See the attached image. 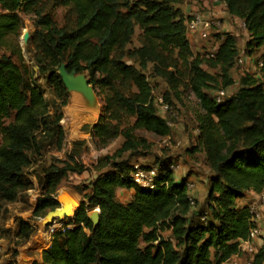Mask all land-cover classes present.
<instances>
[{
	"label": "trees",
	"instance_id": "1",
	"mask_svg": "<svg viewBox=\"0 0 264 264\" xmlns=\"http://www.w3.org/2000/svg\"><path fill=\"white\" fill-rule=\"evenodd\" d=\"M219 1L226 4L229 16L245 22L251 37L248 46L264 47V0ZM181 2L56 0L75 13L72 26H60L44 9L43 0H0V50L10 52L0 53V212L4 203L14 202L28 187L24 170L31 164L29 151L39 149L36 133L53 126L59 144L63 138L61 116L49 114V104L24 64L19 43L24 27L21 13L34 16L37 59L49 71L47 81L56 94L68 92L58 75L60 64L65 63L69 71L84 73L96 94L103 96L101 114L92 125L97 145L124 137L112 155L98 159L91 190L69 217L68 224L74 226L53 234L41 253L43 264H223L239 252V241L248 237L254 214L249 205L238 207L237 200L250 190L264 191V54L257 62V67L263 62L259 72L242 73L240 83L232 84L229 70L239 54L236 37L221 33L213 59L194 55L186 37L185 15L176 6ZM136 26L142 44L126 50ZM205 61L221 67L222 88L238 86L221 103L208 93L217 78L203 66ZM149 63L176 92L185 67L189 88L203 109L196 147L205 153L212 172L209 212L205 211L203 222L190 216L195 202L191 203L188 180L176 178L169 169L172 161L159 164L155 186L145 188L134 182L132 174L151 168L118 160L126 152L148 146L135 130L170 134L167 120L158 114L154 87L143 72ZM163 97L169 103L168 95ZM124 116L133 117V122L128 120L122 127ZM73 161L61 160L62 165L53 164L46 172L35 216L60 207L56 191L62 180L69 172L84 170ZM120 189L133 191L130 201L118 199ZM95 207L100 209L96 227L88 211ZM19 229V239L29 240L30 223L20 220ZM252 264H264V243Z\"/></svg>",
	"mask_w": 264,
	"mask_h": 264
},
{
	"label": "rangeland",
	"instance_id": "2",
	"mask_svg": "<svg viewBox=\"0 0 264 264\" xmlns=\"http://www.w3.org/2000/svg\"><path fill=\"white\" fill-rule=\"evenodd\" d=\"M193 5L197 7L195 9L204 11L202 0H182L176 6L184 14V9L190 8ZM43 6L46 11L52 14L58 25H73L75 13L68 8L57 5L56 0H43ZM192 10L190 9V11ZM21 17L24 27L21 31L19 43L24 64L28 66L35 85L42 90L49 104V114L55 117L61 116L59 125L63 129V138L61 144H59L58 133L53 126L36 133L35 138L39 149L29 151L31 164L24 170L28 187L18 195V198L14 202L4 203L0 212V264H43L41 253L46 246H49L53 234L66 226H74L73 223L68 224L69 217L67 216L56 218L46 223L45 218L51 210H47L42 216L34 215L37 199L44 193L46 172L53 164L62 165L61 160H74L73 162L83 166L84 170L81 173L69 172L56 191L57 198L62 195H76L80 204L83 195L91 190V184L98 175V171L96 170L98 159L102 156L112 155L122 145L124 137L120 135L106 146L101 147L97 145L95 138L92 136V125L98 121L97 119H99L104 105L103 96H96L99 106L96 122L86 123L85 120L77 122L69 117L68 110L72 102L80 96L72 95L70 92H67L63 96L56 94L53 86L47 81L49 71L44 69L45 65L41 64L37 59L34 16L21 13ZM216 17L220 18L221 28L218 29L220 32L215 33L208 41H190L192 52L194 55L203 57L219 41L218 36L228 29L229 31L227 32L234 34L236 37L238 57L246 56L248 58V62L244 65L239 66L236 62L229 70V79L232 81V84H239L240 79L244 76L242 73L247 74L250 72V74H254L259 72L257 62L264 54V47L252 46L250 48L248 43L251 37L247 29L240 26L235 18L229 16L227 13H224L223 17ZM26 33L29 34L27 42L23 40ZM140 33L141 30L136 26L132 43L126 47V50L137 48L142 44ZM1 52L10 54L9 51L2 49L0 50ZM171 55L175 56V54ZM13 58L18 62L16 56H13ZM124 60L138 67V63L134 60L128 57H125ZM203 66L217 78L211 90L208 91L210 96L213 97L215 92L223 86V72L221 67L215 66L213 62L205 61ZM143 72L154 87V92L157 96L163 94L165 96L167 94L169 97V111L162 113L157 110L160 116L171 123L170 134L159 136L142 129L135 130L134 134L136 137L146 140L148 146H141L135 152H126L118 160L128 161L135 166H148L150 168H158V165L161 163L175 161L179 165L178 170L174 172L176 178H187L193 184L189 193L195 203L192 206L190 216L197 221L203 222L201 216L205 211L209 212L208 195L212 172L206 162L205 153L196 147L198 140V117L203 112V109L198 98L189 88V71L185 67L181 68L177 92L171 88L172 86L164 77L156 75L153 63H149L148 68ZM81 102L83 109L89 108L82 98ZM128 120L132 123L133 117H122V127L126 126ZM128 191L130 190H118V199L122 202L130 201L132 194H129ZM245 204L255 205L256 212L260 214L258 220L264 223V201L259 200L258 194L256 195L254 192L249 193L248 191L246 192V198L237 200L238 207ZM90 210L88 211L90 212ZM20 220L29 222L33 229V233L27 241H22L18 237ZM51 228H54V230L51 231ZM47 232L50 233V239L46 242L45 236ZM164 235L167 236L168 232L165 231ZM256 246L258 251L261 245L258 242ZM211 252L213 256L214 249ZM250 258L251 256L248 254H242L238 257L234 255L227 260V263L244 264Z\"/></svg>",
	"mask_w": 264,
	"mask_h": 264
},
{
	"label": "built area",
	"instance_id": "3",
	"mask_svg": "<svg viewBox=\"0 0 264 264\" xmlns=\"http://www.w3.org/2000/svg\"><path fill=\"white\" fill-rule=\"evenodd\" d=\"M218 2H221L219 0H215ZM223 4V7L226 8V4L224 2H221ZM236 22H239L240 26L243 28H246L245 22L243 20H240L238 18H235ZM185 32H186V37L189 41H192L194 38H198L199 40L203 41H208L211 36L215 35V33L220 32L218 30L221 28V23H220V18H217L214 14H209L207 11H200L197 9H193L190 11L188 14L185 15ZM219 44L220 41L216 42L213 45V48L209 50L206 54H204V57L206 59H213L215 58V55L219 49ZM248 62V58L246 56H239L237 58V65L242 66L245 63ZM263 62L260 61L258 64V67H262ZM238 89V86L236 85H230L226 88H220L218 89L215 94H214V99L216 103H221L223 102L227 97H230L231 95L236 92ZM155 104L157 106V109L159 112L166 113L169 111L170 106L169 103L164 100L163 95H156L154 90L152 91ZM168 126L171 125L169 121H167ZM197 133L199 134V129H197ZM179 168V165L175 162L172 161V163L169 165V169L172 170L173 172L177 171ZM159 173L158 168L154 167L149 170H143V169H138L132 174V178L134 182H136L138 185L141 187L145 188H153L155 186L154 184V178L155 176ZM188 189H192V182L188 181ZM256 195L258 194L259 200L264 201V191L260 193H255ZM191 203H194V199L190 195ZM251 210L254 214L253 216V225L249 230V235L246 239L240 240L239 241V252L235 255L236 257L242 255V254H248L251 256V258L247 261L244 262V264H252L253 259L255 257V254L257 253V243L259 242L260 245L262 246L264 243V226L262 223L258 220L260 217V214L256 212L255 210V205L250 206ZM207 217V212H205L201 219L203 221L206 220ZM54 228H51V231H53ZM224 264H229L224 262ZM234 264V263H231Z\"/></svg>",
	"mask_w": 264,
	"mask_h": 264
},
{
	"label": "water",
	"instance_id": "4",
	"mask_svg": "<svg viewBox=\"0 0 264 264\" xmlns=\"http://www.w3.org/2000/svg\"><path fill=\"white\" fill-rule=\"evenodd\" d=\"M28 38L29 34L26 33L23 40L27 42ZM58 75L68 92L78 90L84 93L87 91L89 94L97 96L94 86L90 84L87 76L84 73H78L76 70L69 71L67 69V65L65 63H61L58 68ZM57 200L60 204V207L56 210H51V212L47 214L45 218L46 223L51 222L56 218H64L66 216L69 217L68 213L70 211V204L66 197L62 195L59 196ZM89 218L95 227L98 226L100 223V209L98 211L96 210V207L91 209L89 212Z\"/></svg>",
	"mask_w": 264,
	"mask_h": 264
},
{
	"label": "bare ground",
	"instance_id": "5",
	"mask_svg": "<svg viewBox=\"0 0 264 264\" xmlns=\"http://www.w3.org/2000/svg\"><path fill=\"white\" fill-rule=\"evenodd\" d=\"M72 95H78L83 99V102L86 104V106H89V108L83 109L81 104V98L77 97L73 102L71 107L68 110V115L72 120L77 122L86 121L87 122H94L97 119V114L99 110L98 102L96 101V96L89 94V92L85 91L84 93L73 90L70 92ZM253 190H250V192ZM66 197L70 204V211L68 213L69 217H72L75 215L77 207L79 205V199L76 195L69 194V196L63 195ZM253 197V196H252ZM256 198V197H254ZM78 204V205H77ZM97 210V209H96ZM69 219V218H68ZM47 235L45 236L46 242L50 239V233L47 232Z\"/></svg>",
	"mask_w": 264,
	"mask_h": 264
},
{
	"label": "crops",
	"instance_id": "6",
	"mask_svg": "<svg viewBox=\"0 0 264 264\" xmlns=\"http://www.w3.org/2000/svg\"><path fill=\"white\" fill-rule=\"evenodd\" d=\"M202 5L204 7V11H207V13H209V14L210 13L211 14H214L215 16L223 17L224 13H227V11L225 10V8L223 7V4L221 2H218V1H215V0H202ZM195 8H197V7L194 6V5L192 7H190V8H185L184 9V15L188 14L190 12V9H195ZM221 8H222V10H221ZM224 31L227 32L229 30L226 29ZM192 41L199 42V39L198 38H194ZM96 121L97 120H95L94 122H96ZM128 192H129V194H133V191L132 190H130ZM249 193H253V192L252 191L251 192L249 191ZM243 198H246V194L244 195ZM245 205L251 206V204H245ZM262 225L264 226V223H262ZM45 248H47V246Z\"/></svg>",
	"mask_w": 264,
	"mask_h": 264
}]
</instances>
